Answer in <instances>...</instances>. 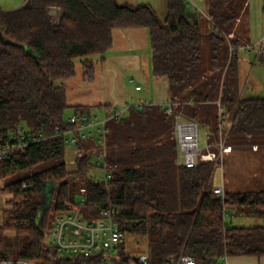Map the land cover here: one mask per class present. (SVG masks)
<instances>
[{
	"label": "trees",
	"instance_id": "obj_1",
	"mask_svg": "<svg viewBox=\"0 0 264 264\" xmlns=\"http://www.w3.org/2000/svg\"><path fill=\"white\" fill-rule=\"evenodd\" d=\"M211 31L201 32L199 13L187 0H167L161 20L148 4L130 6L116 0H27L19 8L0 7V145L20 132H43L47 138L30 144L0 161L4 192L12 194L0 225V259L55 261L47 231L58 215L68 213L85 197L86 218H96L112 202L116 222L124 233L147 235L150 264H163L167 255L184 253L200 264H221L223 256H264V225L232 226L225 210L264 218V187L225 191L212 189L213 164L200 160L197 167L178 162L175 117L161 104L130 105L126 114L106 122V159L111 178L92 172L102 151L95 138L79 139L76 168L64 160L69 144L56 126L71 125V107L63 80L76 74L81 61L84 76H95V60L113 46L116 29L145 28L152 50V73L168 83L175 112L216 129L221 99L232 117L228 142L233 146H264V98L241 95L238 69L230 46L238 39L228 33L249 8V0H206ZM62 9L58 24L48 16L50 7ZM264 9V0H263ZM203 36L209 38V63L203 65ZM89 57V58H88ZM112 104L95 110L110 115ZM76 106L75 111L85 110ZM92 110V109H91ZM90 110V111H91ZM44 183L52 186L51 208L43 211ZM49 194V190L47 192ZM80 199V198H79ZM6 231H14L9 237ZM55 254V256H54ZM138 262L120 244L119 264ZM89 263L79 259L76 264ZM58 263L73 264L70 258Z\"/></svg>",
	"mask_w": 264,
	"mask_h": 264
},
{
	"label": "rangeland",
	"instance_id": "obj_2",
	"mask_svg": "<svg viewBox=\"0 0 264 264\" xmlns=\"http://www.w3.org/2000/svg\"><path fill=\"white\" fill-rule=\"evenodd\" d=\"M22 1V0H21ZM20 0H0L4 6H15ZM191 5L197 8L201 32L203 35L210 33L211 22L206 13V0H191ZM7 5V6H6ZM158 15L164 20L167 13V5H157ZM136 31H139L138 34ZM144 31V32H142ZM145 28L116 29L113 31V46L104 54L106 61H101L100 55L91 56L95 60V76L92 80L84 76V68L78 58L76 74L62 81L67 90L68 102L71 107L66 110L69 116L76 106H81L91 111L98 104H139L155 100L168 99L167 81L157 78L152 73V50L149 40L145 39ZM122 33V34H121ZM126 33V34H124ZM131 33V34H129ZM231 39H238L239 46H230L229 54L235 55L241 95L246 98H264V9L263 0H249V8L243 12L235 22L233 30L228 33ZM147 40V41H146ZM147 42V48L145 44ZM203 65L209 63V38L203 36L202 43ZM144 45V46H143ZM134 46L143 50L138 53ZM140 54V55H139ZM89 58V57H88ZM141 86L136 90L135 86ZM104 113L98 111L97 113ZM218 122L217 118L215 120ZM211 133V139L216 138V132L210 125H203L200 132V143H204V136ZM256 148H258L256 146ZM255 146H233L228 142L222 163L213 170L212 184L225 182L231 191H246L264 187V146L256 149ZM77 149L73 143L66 145L64 160L69 170L76 168ZM182 156L179 160H182ZM93 173L99 176L104 170L93 169ZM42 210L51 208V195L53 187L44 183ZM80 196L78 197L79 200ZM234 208L232 216H227L229 224H242L254 226L262 224L259 217L236 212ZM239 218V219H237ZM234 219V221H231ZM236 219V220H235ZM54 225L47 231V242L52 245ZM125 251L136 258L148 256L150 251V239L147 235L128 232L124 237ZM233 256H229V264H234ZM131 264H136L134 261Z\"/></svg>",
	"mask_w": 264,
	"mask_h": 264
},
{
	"label": "built area",
	"instance_id": "obj_3",
	"mask_svg": "<svg viewBox=\"0 0 264 264\" xmlns=\"http://www.w3.org/2000/svg\"><path fill=\"white\" fill-rule=\"evenodd\" d=\"M191 5V0H187ZM62 9L58 6L50 7L48 16L53 24H58L62 17ZM136 90L141 86L136 85ZM217 105V126L214 130L216 138L211 139V133L204 136V143H200V132L202 124L196 120L186 118L182 113L175 112L179 105L177 101L162 103L165 112L175 117L174 133L178 143L179 153L182 154V164L186 167H197L200 160L210 161L213 170L222 163L224 153L228 145L229 131L232 125V117L227 115V109L221 99L215 101ZM135 105H144L135 104ZM130 104L113 107L111 114L88 109L73 112L67 116L71 125L63 130L56 126V132L65 136L67 142L76 143L79 139L95 138L101 145L102 151L97 154V163L104 165V174L101 180L107 182L111 178V171L106 166L107 153L106 133L108 129L106 122L111 119H120L128 111ZM47 138L43 132H20L14 134L9 141L0 145V161L14 156L18 151H23L30 144ZM213 191L224 198V187L222 184L213 185ZM85 197H80L76 207L68 213L60 214L54 222L52 249L55 251V261L46 259H0V264H59L58 259L70 258L73 264L79 259H89L84 264H119L118 257L120 244L124 241L125 233L116 222L115 206L110 202L103 209L100 216L86 218L82 206ZM230 215L229 209L225 210L224 218ZM221 264H228V256H223ZM136 264H150L148 256L138 257ZM64 264V263H61ZM163 264H200L194 257L184 253H171L167 255Z\"/></svg>",
	"mask_w": 264,
	"mask_h": 264
},
{
	"label": "crops",
	"instance_id": "obj_4",
	"mask_svg": "<svg viewBox=\"0 0 264 264\" xmlns=\"http://www.w3.org/2000/svg\"><path fill=\"white\" fill-rule=\"evenodd\" d=\"M26 1L27 0H22L19 4H16L15 6H7L6 5L7 7H4L0 3V7L2 9H5V10H12V9H16V8L22 7L26 3ZM116 1L118 3H120V4H127V5H130V6H137V5H140V4H148L157 12V14H158L157 5H160V4L164 5V3H166V5H167V0H116ZM190 7L191 8H195L193 6H190ZM167 12H168V6H167ZM206 13H207V5H206ZM166 15H167V13H166ZM165 18H166V16H165ZM138 32L139 31H136L137 34H138ZM142 32H144V31H142ZM145 32H146V33H144V35L146 37L145 39L149 40V42H150L149 31L147 30ZM124 34H126V33H124ZM129 34H131V33H129ZM145 48H147V42L145 44ZM134 49L136 51H138V53H140V51L143 50L140 46L139 47L134 46ZM104 61H106V58L104 59ZM167 91H168V99H166V100H161V101L155 100V101H152V102L151 101L148 102L146 100L145 102H141L139 104H142V103L143 104H147V103L162 104V103L169 102L170 101V95H169V90H168V83H167ZM255 148H256V146H255ZM256 149H258V148H256ZM181 156H182V154L179 153V157H181ZM179 157H178V162L182 163V160H179ZM218 184H222L223 185L224 191L236 192V191H231L232 188H230L223 181L221 183H216V184H213V185H218ZM4 186H5V180L0 179V225H2V223H3L4 210L6 208L10 207L9 201L13 198L12 194L3 191ZM233 211H234V208H229V212H230L231 216L233 214ZM236 212H240V211H236ZM237 219H239V218H237ZM261 220L263 221L262 224H257V225H254V226L264 225V218H261ZM226 221H228L227 218H226ZM231 221H234V219H232ZM232 226L251 227V226H246L245 224H242V221L239 224L237 222V224H233ZM5 234L7 236H9V237H13L15 235V232L14 231H6ZM233 258H234L233 259L234 260V264H264V256H260L259 257V256H254V255H237V256H233ZM228 264H229V257H228Z\"/></svg>",
	"mask_w": 264,
	"mask_h": 264
},
{
	"label": "water",
	"instance_id": "obj_5",
	"mask_svg": "<svg viewBox=\"0 0 264 264\" xmlns=\"http://www.w3.org/2000/svg\"><path fill=\"white\" fill-rule=\"evenodd\" d=\"M48 195H51V192Z\"/></svg>",
	"mask_w": 264,
	"mask_h": 264
}]
</instances>
